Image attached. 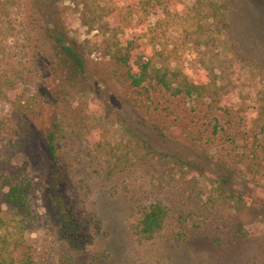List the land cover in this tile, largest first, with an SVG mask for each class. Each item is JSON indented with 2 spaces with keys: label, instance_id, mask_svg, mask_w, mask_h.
<instances>
[{
  "label": "rangeland",
  "instance_id": "obj_1",
  "mask_svg": "<svg viewBox=\"0 0 264 264\" xmlns=\"http://www.w3.org/2000/svg\"><path fill=\"white\" fill-rule=\"evenodd\" d=\"M114 1L90 0L86 8L71 0H15L10 14L0 12V117L18 131L7 132L0 154L11 156L32 182V224L16 256L30 252L34 264L264 262V183L243 176L239 158L227 154L250 149L251 138L241 132L237 144L211 142L200 139L191 117L166 127L138 115L108 55L104 13ZM175 1L178 12L163 26V39L178 46L183 25H202L209 42L184 58L186 70L213 68L225 102L258 117L264 0H217L225 5L226 27L209 17L212 0ZM56 21L83 56L86 71L78 79L59 64L48 32ZM56 122L61 131L53 157L48 135ZM57 195L82 224L74 237L58 224ZM157 201L168 206L169 217L154 238L141 239L133 225L141 207Z\"/></svg>",
  "mask_w": 264,
  "mask_h": 264
},
{
  "label": "trees",
  "instance_id": "obj_2",
  "mask_svg": "<svg viewBox=\"0 0 264 264\" xmlns=\"http://www.w3.org/2000/svg\"><path fill=\"white\" fill-rule=\"evenodd\" d=\"M71 1L82 2L86 8L91 6L90 0ZM9 2L14 3L15 0H0V12L10 14L12 4ZM177 3L175 0L114 1L112 11L104 14L111 32L108 55L115 66V77L130 90L131 108L149 123L167 127L183 124L191 117L189 123L201 133L200 139L211 142L224 139L237 144L240 140L238 135L247 133L252 147L241 153L233 147L227 154L239 158L243 176L258 184L264 183V111L258 117L251 118L246 110L228 105L224 100L227 93L213 68H196L192 73L186 70L184 58L200 50L203 44H208L209 39L200 33L202 25L193 29L183 25L185 39L178 46L166 43L164 35L167 27L164 29L163 26L170 24L167 22H171L177 14ZM224 8L225 5L217 0L209 2V17L216 25L226 27ZM153 16L156 20L150 22ZM84 25L89 28L94 26L87 20ZM48 32L60 66L67 67L70 76L78 79L86 71L81 52L70 44L58 21ZM55 126L56 130L48 135V150L53 157H57V133L61 131L57 122ZM241 126H244L242 131L239 130ZM232 129L237 132L230 133ZM11 130L18 132L15 127L9 126L4 117H0V143L7 139V132L11 133ZM31 186V180L11 156L1 153L0 264H34L30 252L16 256L17 250L26 245V233L32 224ZM52 200L61 230L72 237L76 236L82 230L78 215L60 195ZM168 217L169 208L163 202L144 205L133 225V232L141 239H152L163 230Z\"/></svg>",
  "mask_w": 264,
  "mask_h": 264
}]
</instances>
